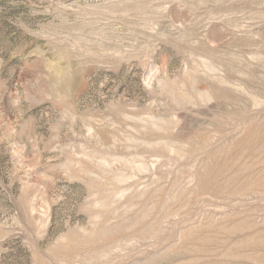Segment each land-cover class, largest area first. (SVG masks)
Masks as SVG:
<instances>
[{
    "label": "rangeland",
    "instance_id": "obj_1",
    "mask_svg": "<svg viewBox=\"0 0 264 264\" xmlns=\"http://www.w3.org/2000/svg\"><path fill=\"white\" fill-rule=\"evenodd\" d=\"M0 264H264V0H0Z\"/></svg>",
    "mask_w": 264,
    "mask_h": 264
}]
</instances>
